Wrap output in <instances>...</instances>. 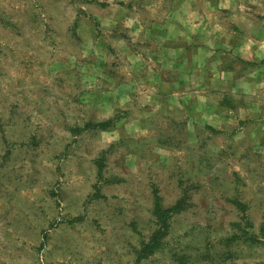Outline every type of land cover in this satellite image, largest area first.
<instances>
[{
	"label": "rangeland",
	"instance_id": "374dc122",
	"mask_svg": "<svg viewBox=\"0 0 264 264\" xmlns=\"http://www.w3.org/2000/svg\"><path fill=\"white\" fill-rule=\"evenodd\" d=\"M0 264H264V0H0Z\"/></svg>",
	"mask_w": 264,
	"mask_h": 264
},
{
	"label": "trees",
	"instance_id": "16d2710c",
	"mask_svg": "<svg viewBox=\"0 0 264 264\" xmlns=\"http://www.w3.org/2000/svg\"><path fill=\"white\" fill-rule=\"evenodd\" d=\"M158 197L155 196V202H154V210L153 214L155 215L158 223L159 228L155 230L151 235L149 236V240L145 243H142L141 248L139 249L138 253L140 258H144L150 254H152L156 248L160 245V240L163 235H166V231L168 228V222L167 219L169 218L170 212L174 209H163L159 202ZM174 207H178V204L176 203ZM173 207V208H174Z\"/></svg>",
	"mask_w": 264,
	"mask_h": 264
}]
</instances>
